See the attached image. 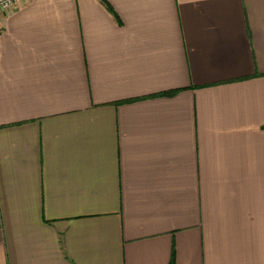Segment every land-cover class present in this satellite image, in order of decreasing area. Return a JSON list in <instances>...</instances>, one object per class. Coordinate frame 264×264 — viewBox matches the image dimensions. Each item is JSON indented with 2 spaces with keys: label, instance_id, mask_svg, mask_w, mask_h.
I'll use <instances>...</instances> for the list:
<instances>
[{
  "label": "crops",
  "instance_id": "1",
  "mask_svg": "<svg viewBox=\"0 0 264 264\" xmlns=\"http://www.w3.org/2000/svg\"><path fill=\"white\" fill-rule=\"evenodd\" d=\"M264 264V0H21L0 13V264Z\"/></svg>",
  "mask_w": 264,
  "mask_h": 264
},
{
  "label": "built area",
  "instance_id": "2",
  "mask_svg": "<svg viewBox=\"0 0 264 264\" xmlns=\"http://www.w3.org/2000/svg\"><path fill=\"white\" fill-rule=\"evenodd\" d=\"M21 0H0V13Z\"/></svg>",
  "mask_w": 264,
  "mask_h": 264
},
{
  "label": "trees",
  "instance_id": "3",
  "mask_svg": "<svg viewBox=\"0 0 264 264\" xmlns=\"http://www.w3.org/2000/svg\"><path fill=\"white\" fill-rule=\"evenodd\" d=\"M169 264H174L173 263V258L171 257L170 261H169Z\"/></svg>",
  "mask_w": 264,
  "mask_h": 264
}]
</instances>
